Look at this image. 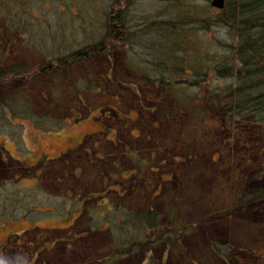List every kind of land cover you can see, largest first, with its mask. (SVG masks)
Wrapping results in <instances>:
<instances>
[{"label":"rangeland","instance_id":"rangeland-1","mask_svg":"<svg viewBox=\"0 0 264 264\" xmlns=\"http://www.w3.org/2000/svg\"><path fill=\"white\" fill-rule=\"evenodd\" d=\"M211 1L0 0V264H264L260 139L180 71L229 53Z\"/></svg>","mask_w":264,"mask_h":264},{"label":"trees","instance_id":"trees-1","mask_svg":"<svg viewBox=\"0 0 264 264\" xmlns=\"http://www.w3.org/2000/svg\"><path fill=\"white\" fill-rule=\"evenodd\" d=\"M218 14L215 17H206L203 20H211L212 23L217 21L216 24L221 23V26L226 28L229 32V39L231 40V44H228L227 47V52L229 53L224 52L222 54L210 51L208 53L209 56L203 58L201 57L203 52H201V58L199 60L204 64L202 70H196L194 66L189 64L181 67L180 71H184L186 74L191 75V77L192 75L196 76L193 79L197 84H201L203 79L199 75L205 77L207 68L211 64L215 65L213 67L215 77L211 81V84L215 83L216 80H220L222 85L217 84L211 89L205 87L208 93L198 98L216 110L222 116V122L226 126L228 124H235L249 127L252 131H256L257 137H259L261 142V147H263L262 150H264V0H224V7ZM123 20L119 13H115L114 15L110 11L106 17L105 27L107 31L105 34L109 35L113 32L114 35L110 36L118 38L119 34L116 33V29L118 30L120 21L123 22ZM104 41L90 44L86 47L87 50L72 51L68 57L74 62L85 59L88 55L103 53L104 49H102V45ZM178 45L177 43L176 46ZM173 49L174 47L169 48L168 51L171 52ZM65 58L67 57H58L56 59L58 61L57 66L59 64L65 66L67 64ZM69 65L70 63H68ZM47 66L41 68L42 74L45 71L51 70ZM173 70L176 71V67H173ZM197 76L200 78H197ZM171 83L175 85V88L170 91L179 92L177 101L183 106L189 105L190 96L181 93L183 92L181 87H184L183 81L176 79V81L173 80ZM159 84L166 85L163 80L159 81ZM198 98L196 97L194 101ZM255 197H264V191H261ZM236 198L244 201L239 196V192H236ZM145 211V216L140 217L134 215V218L138 217L144 221V227L142 229L143 235H147L149 231L156 229L152 224L159 219L158 214L154 212L152 207L145 209ZM149 215H152V217ZM117 250L120 249L118 248ZM123 251L128 253L130 249H123L120 252ZM114 258L111 257L109 259L112 260Z\"/></svg>","mask_w":264,"mask_h":264},{"label":"water","instance_id":"water-1","mask_svg":"<svg viewBox=\"0 0 264 264\" xmlns=\"http://www.w3.org/2000/svg\"><path fill=\"white\" fill-rule=\"evenodd\" d=\"M211 6L218 9H222L224 7V0H212Z\"/></svg>","mask_w":264,"mask_h":264}]
</instances>
